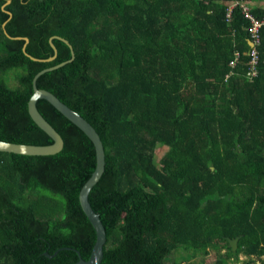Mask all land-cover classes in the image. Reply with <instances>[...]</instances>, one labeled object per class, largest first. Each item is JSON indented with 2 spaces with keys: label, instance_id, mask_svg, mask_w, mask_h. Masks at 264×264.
Returning <instances> with one entry per match:
<instances>
[{
  "label": "trees",
  "instance_id": "1",
  "mask_svg": "<svg viewBox=\"0 0 264 264\" xmlns=\"http://www.w3.org/2000/svg\"><path fill=\"white\" fill-rule=\"evenodd\" d=\"M8 1L0 0V140L54 142L28 103L35 76L72 51L53 39L57 57L36 61L16 38H28L38 59L55 55L52 37L65 38L75 59L37 87L103 141L105 171L89 195L107 231L102 264H168L179 251L187 256L173 264H205L211 252L212 264H264V28L250 81L243 7L259 19L264 8L250 0ZM37 107L65 146L52 156L0 152V264H75L74 249L88 260L96 243L79 200L96 150L48 101ZM238 236L233 251L228 238Z\"/></svg>",
  "mask_w": 264,
  "mask_h": 264
},
{
  "label": "water",
  "instance_id": "2",
  "mask_svg": "<svg viewBox=\"0 0 264 264\" xmlns=\"http://www.w3.org/2000/svg\"><path fill=\"white\" fill-rule=\"evenodd\" d=\"M10 3L11 0H9L6 5ZM6 5L3 6L4 9ZM7 13L9 14V16H12L11 12L7 11ZM5 27H6V23L3 25L5 34H7L8 37H11L6 31ZM16 39L25 40L26 43L23 47V50L26 53V55L33 60L41 61V62L52 61L57 57V48L53 43V39H59L65 42L70 47L72 51V59L70 61L61 63L55 67L45 69L40 73H38L33 80L34 93L31 96L28 103L29 114L32 120L37 124V126L40 129H42L46 134H48L49 137H51L54 142L50 145H32V144L13 143V142L0 140V152L14 153L19 155H27V156H52L60 153L64 149L65 142L63 137L44 118V116L40 113L37 107V103L41 99H44L48 101L50 104H52L60 113H62L68 120H70L73 124H75L90 138L96 150V156H97L96 169L93 175L91 176V178L86 182V184L82 188L79 195V200L85 215L87 216L88 220L91 222L92 226L95 229L96 243L94 245L91 256L88 260L83 259L80 252L74 249V251L77 252L79 256V260L75 264H102L104 259L105 245L107 243V231L100 216L93 209L89 200V195L93 187L100 181L105 171L106 154H105L103 141L97 130L83 116H81L78 112L72 110L68 105L63 103L57 96H55L50 91L39 89L37 87V79L42 74H44L47 71H52L54 69L62 67L75 59V53L73 47L65 38H62L60 36H54L50 39V44L55 51V55L48 59H38L29 55L26 51V47L29 42L28 38L17 37ZM250 45L253 46V43H250ZM239 240H240V236L236 237L235 239L228 238L229 245L233 249V251L237 250ZM64 249H70V248H64ZM60 250L56 251L53 255L47 253L46 256L52 258L56 256Z\"/></svg>",
  "mask_w": 264,
  "mask_h": 264
},
{
  "label": "built area",
  "instance_id": "3",
  "mask_svg": "<svg viewBox=\"0 0 264 264\" xmlns=\"http://www.w3.org/2000/svg\"><path fill=\"white\" fill-rule=\"evenodd\" d=\"M238 3H234L230 6L228 10V17H231V13L233 11V8ZM244 13L246 17L250 20V28L249 32L251 35L250 43H253L252 50L249 53L250 61L247 64V76L252 81L256 77H258V64H259V52L257 50V46L261 42V29L264 28V17L259 19L258 17L254 16L247 7H243ZM240 53H235V58L230 62V66L232 69H234L237 66V63L240 59ZM233 74V70L226 76V79H228Z\"/></svg>",
  "mask_w": 264,
  "mask_h": 264
},
{
  "label": "rangeland",
  "instance_id": "4",
  "mask_svg": "<svg viewBox=\"0 0 264 264\" xmlns=\"http://www.w3.org/2000/svg\"><path fill=\"white\" fill-rule=\"evenodd\" d=\"M247 4L249 5V7H263L264 8V0H250L247 2ZM17 72H21V69L19 70H13L11 72V74H14ZM13 78V77H12ZM10 86L12 88H15L17 86V83H12L11 81L9 82ZM168 149L166 147H162L158 152H157V155H156V160L159 161L163 155L166 153ZM179 256H187L186 252L184 251H179V252H176L174 254H172L171 256H169L170 258L167 260V263L168 264H173V262H175ZM214 259H215V255H214V252H211L208 256V258L206 259V263L205 264H212L214 262ZM241 264H245V260L246 258L244 257H241ZM198 260V258H195V260H193V262H196ZM187 261V260H186ZM192 261V260H191ZM194 264H197V263H194ZM239 264V263H238Z\"/></svg>",
  "mask_w": 264,
  "mask_h": 264
},
{
  "label": "bare ground",
  "instance_id": "5",
  "mask_svg": "<svg viewBox=\"0 0 264 264\" xmlns=\"http://www.w3.org/2000/svg\"><path fill=\"white\" fill-rule=\"evenodd\" d=\"M261 43V42H260ZM259 69V68H258Z\"/></svg>",
  "mask_w": 264,
  "mask_h": 264
},
{
  "label": "flooded vegetation",
  "instance_id": "6",
  "mask_svg": "<svg viewBox=\"0 0 264 264\" xmlns=\"http://www.w3.org/2000/svg\"><path fill=\"white\" fill-rule=\"evenodd\" d=\"M259 264V263H258Z\"/></svg>",
  "mask_w": 264,
  "mask_h": 264
}]
</instances>
